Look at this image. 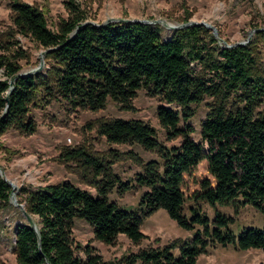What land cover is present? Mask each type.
Segmentation results:
<instances>
[{"label":"trees","instance_id":"trees-1","mask_svg":"<svg viewBox=\"0 0 264 264\" xmlns=\"http://www.w3.org/2000/svg\"><path fill=\"white\" fill-rule=\"evenodd\" d=\"M10 8L16 32L32 37L46 50L49 67L19 75L23 73L16 63L20 55L10 51L14 43L0 38V70L5 75V79L0 78V116L9 81L15 78L9 106L0 118V136L8 129L24 135L34 133L36 123L29 108L37 101L47 104L59 98L73 110L96 111L111 100L129 108L136 92L145 89L165 103L157 107L156 116L168 140L180 138L178 146L166 147L156 139L154 128L141 120L98 122L97 131L106 142L136 143L159 156V161L144 164L137 158L142 169L133 181L145 190L133 209L108 199L107 192L116 183L119 189L133 185L113 175L107 160L79 146L63 149L60 158L79 160L88 169L90 174L85 179L93 184L95 194L69 181L21 188L25 210L35 218L38 230L26 221L15 226L17 264H111L94 254L89 245H74L73 219L86 221L95 238L106 244L118 234L137 243L143 237V219L158 209L165 210L185 230L196 227L193 236L162 248L141 249L127 257V264H195L214 243L223 247L232 244L242 251H264V64L252 44L220 47L210 31L200 25L175 29L163 39L153 24L109 22L95 26L85 23L79 12L52 31L37 7L14 0ZM256 33L262 34L259 30ZM205 97L211 104L200 123L204 150L190 138L193 129L186 122L195 115L193 105ZM203 160L214 183L200 181L193 199L212 208L230 206L234 214L250 205L263 215L261 228H243L235 236L228 227L233 222L231 216L215 211L209 220L196 205L189 206L185 214L183 176ZM10 192L0 176V207L9 204Z\"/></svg>","mask_w":264,"mask_h":264},{"label":"rangeland","instance_id":"rangeland-1","mask_svg":"<svg viewBox=\"0 0 264 264\" xmlns=\"http://www.w3.org/2000/svg\"><path fill=\"white\" fill-rule=\"evenodd\" d=\"M0 0V38L10 39L14 44L10 51L20 55L16 61L21 72H28L40 67H49V59L44 50L32 37L16 32L11 21V2ZM40 9L46 18L47 26L56 31L60 23L80 13L85 22L103 24L120 22V19L151 21L160 30L163 39L168 38L173 29L166 25L179 26L191 22H203L214 29L206 28L217 40L220 47L252 44L256 57L264 64V0H18ZM72 2V5L69 4ZM164 22L165 24H163ZM257 30L262 32L257 35ZM196 71L199 66L194 67ZM39 70V71H40ZM0 78L5 75L0 70ZM159 96L149 95L145 89H139L131 100L130 107L108 100L103 108L91 110H73L62 99H50L49 103L37 101L30 106L29 115L35 120L36 130L31 135H24L14 129H8L0 136V176L16 189V203L25 209V195L21 188L34 189L46 185L69 181L90 194L95 188L87 175V168L79 160H63V149L81 147L90 155L107 160L110 171L121 181L133 186L119 189L117 183L107 192L108 199L125 209L138 206L140 196L145 190L133 181L136 173L141 172L142 164L150 160L159 161L155 152L147 151L140 145L112 144L97 131L100 121L114 118L138 119L148 123L156 132V139L164 146H178L180 138L168 140L165 129L159 124L156 109L164 105ZM211 99L205 97L198 105H193L195 115L186 123L193 132L190 138L203 149L205 143L200 137V123L205 119ZM171 107H174L173 105ZM183 125L182 122L179 124ZM113 154V155H112ZM137 158L139 161H137ZM103 161V163H105ZM182 191L186 196L184 212L196 205L209 220L214 212L233 217L229 224L231 232L237 236L243 228L263 226V215L250 205L241 207L234 214L232 207L216 205L214 208L201 200H194L193 194L199 191V182L207 179L212 184V177L207 171L206 161H201L193 171L183 176ZM18 195V196H17ZM35 222V218L30 216ZM20 209L12 202L0 207V264H17L14 254V228L25 222ZM143 237L137 243L124 234H118L115 240L106 244L95 238L92 227L84 220L73 219L71 237L74 245H89L93 253L111 264H127V257L141 249L162 248L173 242L189 239L196 227L185 230L169 218L165 210L158 209L146 216L140 226ZM76 254L83 258L80 251ZM177 255V249L173 250ZM132 264H141L136 261ZM195 264H264V251L261 249L237 250L229 244L225 247L214 243L207 246L199 255Z\"/></svg>","mask_w":264,"mask_h":264},{"label":"water","instance_id":"water-1","mask_svg":"<svg viewBox=\"0 0 264 264\" xmlns=\"http://www.w3.org/2000/svg\"><path fill=\"white\" fill-rule=\"evenodd\" d=\"M120 22H137V23H148V24H156L158 23L157 20H151V21H141V20H129V19H120L119 20ZM85 23H90L92 25H95V26H102L106 23H109V22H106V23H103V24H94L92 22H85ZM163 24H165L164 22H162ZM166 25V24H165ZM188 25H200V26H203V27H206V28H210V29H214L212 26H208L207 24L203 23V22H191V23H187V24H182V25H179V26H170V25H166L168 28H171L173 30L175 29H178V28H182L184 26H188ZM235 45H242L241 43H237ZM233 45V46H235ZM228 47H231V46H228ZM40 70V67L38 68H35L31 71H28V72H23V73H20L19 75H22V74H29V73H33V72H36V71H39ZM14 79L15 78H12L10 81H9V92L8 94L6 95L5 99H6V106L4 108V111L3 113L1 114L0 118L4 115V113L7 111V108L9 106V102H8V96H9V93L13 87V82H14ZM3 180L8 184V186H10L11 188V192H10V196H9V199H10V202H12L16 207H18L23 215V217L25 218L26 222L28 223V225H30L35 231L38 230V227L36 226V223L32 220V218L30 217V215L26 212V210L24 209V207L21 205V204H18L16 203V200H15V189L16 187L10 183L9 181H7L6 179L3 178Z\"/></svg>","mask_w":264,"mask_h":264}]
</instances>
